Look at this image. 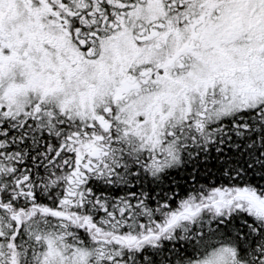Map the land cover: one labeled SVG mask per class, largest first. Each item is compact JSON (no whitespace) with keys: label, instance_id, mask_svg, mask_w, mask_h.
I'll use <instances>...</instances> for the list:
<instances>
[{"label":"snow or ice","instance_id":"6c2138e0","mask_svg":"<svg viewBox=\"0 0 264 264\" xmlns=\"http://www.w3.org/2000/svg\"><path fill=\"white\" fill-rule=\"evenodd\" d=\"M0 264H264V0H0Z\"/></svg>","mask_w":264,"mask_h":264}]
</instances>
